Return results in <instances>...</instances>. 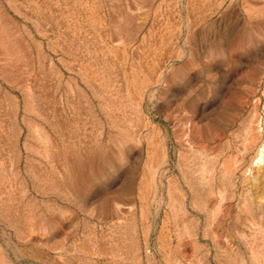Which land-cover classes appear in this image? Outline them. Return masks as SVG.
Instances as JSON below:
<instances>
[{
	"label": "rangeland",
	"instance_id": "rangeland-1",
	"mask_svg": "<svg viewBox=\"0 0 264 264\" xmlns=\"http://www.w3.org/2000/svg\"><path fill=\"white\" fill-rule=\"evenodd\" d=\"M0 264H264V0H0Z\"/></svg>",
	"mask_w": 264,
	"mask_h": 264
}]
</instances>
